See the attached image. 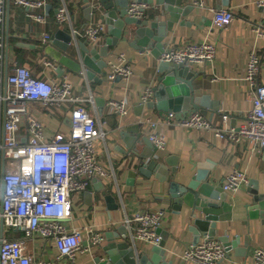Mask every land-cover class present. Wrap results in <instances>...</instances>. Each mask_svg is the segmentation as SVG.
<instances>
[{"label":"built area","instance_id":"2783aa9c","mask_svg":"<svg viewBox=\"0 0 264 264\" xmlns=\"http://www.w3.org/2000/svg\"><path fill=\"white\" fill-rule=\"evenodd\" d=\"M9 1L24 10V16L30 22L42 27L39 44H51L52 32L47 29L50 21L44 12L47 0ZM91 2L93 8L99 4V0ZM5 4L6 0H0V220L4 226L3 235H0V264H51V256L44 258L50 252L46 247L39 249L40 256L28 253L25 241L36 239L46 245L53 243L56 262H75L76 258L90 253L105 241L102 231L91 225L85 226L87 245L84 246L82 230L73 227L71 222L78 194L85 191L94 179L109 174L96 150L97 141H105L107 133L100 115L91 108L95 103L94 95L77 93L67 76L52 78L48 73L58 69V63L42 53H39V74L30 66L8 57L9 71L4 85ZM257 6L264 9V0H258ZM150 7L147 3L132 0L127 13L132 17L147 18ZM234 18L232 10L220 8L213 13L212 25L222 29ZM55 21L58 25L70 27L74 37L79 35L91 47L100 46L105 39V22L90 21L78 29L64 0L56 9ZM117 57V63L109 62L106 74L109 82L116 77L128 80L132 73L126 54L120 53ZM215 57L214 44L191 40L181 46L168 43L160 60L194 67L198 63L213 61ZM259 71L260 56L252 51L244 75V80L252 88V106L238 128L229 126L230 115L226 113L219 123L200 112H192L183 120L170 114L166 118H142L140 124L161 152L166 146V137L159 121L185 129L213 131L220 139L232 143L246 141L255 149L264 150V83L256 84ZM151 94V86H147L141 101H148ZM107 106L117 115L119 126L128 114V103L124 99L111 98L107 100ZM55 113L67 115L70 121L67 130L52 129ZM43 117L49 121L45 123ZM245 183H248L246 174L234 169L224 175L221 186L224 192L233 193ZM165 215L164 208H157L141 210L127 218L130 238L159 244L161 236L157 228ZM12 231L23 235L13 236ZM226 253L216 237L205 235L196 244L186 246L182 259L193 264H220ZM252 258L256 264H264V246L256 247Z\"/></svg>","mask_w":264,"mask_h":264},{"label":"crops","instance_id":"0c3cea01","mask_svg":"<svg viewBox=\"0 0 264 264\" xmlns=\"http://www.w3.org/2000/svg\"><path fill=\"white\" fill-rule=\"evenodd\" d=\"M62 0H47V5L44 7V12L47 15L50 23L47 27L49 31L54 33L57 28L62 29L65 26L58 25L55 21L56 9ZM74 18V25L81 29L85 24L90 21L101 20L98 15H92L87 18L85 8L86 3L84 0H64ZM197 4V16H189L187 19L193 20L196 23H206L211 21L210 26H195L191 27L180 26L175 24L174 32H171L166 39L176 37L174 42L175 46H181L184 43L195 40L199 42L207 41L215 45L216 57L212 61V65H208L207 61L198 63L194 66L195 69L201 71V74L195 80L197 87L196 95H209L210 103L218 101L220 103L219 110H209V116L213 122L219 123L224 113L230 115L229 126H231V119H236V127L241 124L245 118V114L252 106L251 91L252 88L244 80L246 65L249 54L256 51L260 56V71L256 78V84L264 83V9L257 6L258 0H190ZM197 2H202L203 5ZM155 8L148 10L147 18H152L156 10V5L152 4ZM220 8H227L232 10L235 15L234 20L222 29L214 28L212 25L213 13ZM24 10L16 7L7 0L5 4V17L7 14L10 19V37H9V57L15 59L14 47L19 46L24 49L23 54L19 57L23 64L30 66L34 71L39 74L41 67L39 66V53L35 52L30 46L23 44H35L37 36H39L42 27L30 22L24 16ZM160 19L164 17L160 16ZM206 20V21H204ZM107 25L105 36H107ZM82 40H85L82 38ZM105 40V39H104ZM102 41V44L104 43ZM21 43V44H19ZM167 43H172L168 40ZM6 44V41H5ZM37 44V43H36ZM35 49V48H34ZM120 53L126 54L128 59H132L131 68L132 73L128 80L120 83L109 82L106 80V74L109 68L103 70L104 83L98 85L93 81H89L83 74L71 71L65 66V70L61 71L57 64L58 69L52 70L48 73L52 78H59L67 76L74 85L77 93L88 95L91 93L94 97L103 96L106 99L103 114L98 113V106L96 102L91 105V108L97 111L100 117H106L110 114V109L107 106V100L111 98L124 99L129 105V111L124 117L117 129H124L130 132H137L143 130L145 135H148L144 127H140L142 118L154 117L160 118L158 115L152 114L151 111L144 110L142 115L138 116L135 113L134 106L141 101V95L147 86H153L155 80L152 75L148 74V70L152 68L154 74L158 66L159 59H155L150 53L140 54L134 51L126 42H121L115 50L117 56ZM116 55L110 56L108 63H117L118 57ZM18 62V60H16ZM153 80V81H152ZM189 115V114H188ZM44 121H49L47 117H43ZM52 119V125L56 122ZM69 126L70 121L67 115L60 116L57 125ZM103 128L107 135L105 141L100 140L96 143V150L104 166L108 169L109 174L104 177L94 179L89 184L87 191H91L93 198L100 199L95 207L87 205L85 201H90V197L85 199V191L78 194L77 206L78 212L74 214V220L71 222L73 227L82 230L83 242L86 241L85 226H92L100 230L105 235V241L101 245H106V233L121 226L126 225L127 218H131L135 213L145 209L164 208L166 215L162 227L171 233L168 239L167 248H169V257L173 258L174 262H182V264H193L182 259L183 250L189 244L193 243V235L187 230L188 219L186 210L181 214H175L166 208V202H162L161 196L165 193V185L159 183L154 177L145 179L141 175L137 176L136 183L133 187L126 184L127 170L122 169L125 162L124 154H122L117 147L123 148L124 142L113 131V127L106 120H102ZM118 122V120H116ZM160 129L164 132L166 137V146L161 152L164 155L181 154L183 158L189 156V152L195 148L196 152L192 159L205 161L210 159L216 162L213 169L212 179L216 185L222 183L224 175L231 170H239L246 174L248 183L250 179H262L261 183L264 184V150L255 149L246 141L240 143H232L225 139H220L215 136L213 131H196L193 129H185L174 124H167L165 121H159ZM54 126V125H53ZM52 126V129H55ZM61 126V127H62ZM113 139L116 143H113ZM141 149V148H140ZM248 183L243 184L240 188L228 194V201L241 206L250 201V194L247 192L249 187ZM107 194H113L116 202L120 203V207L116 210H109L103 197ZM94 201V199H93ZM96 204V203H95ZM239 204V205H238ZM245 219L244 211L241 212L233 210V220L231 222H219L218 233L223 229L233 227L236 228L231 235L236 232L244 235L247 227L242 225ZM128 228V227H127ZM220 229V230H219ZM251 230L253 240L251 244V252L249 256L250 264H256L252 258L254 249L258 246H264V225L260 221H251ZM202 236L200 240L203 238ZM28 253L39 255V246L37 241H25ZM141 253L146 252L151 255V248L154 244L139 240L138 241ZM243 246V241L240 247ZM51 255L52 262H56L55 247L52 243V250L44 255L45 259ZM89 254V253H88ZM86 254L85 256H87ZM231 258L241 264V258H235L234 252H230ZM84 256H79L75 261L81 263ZM58 262V261H57ZM62 262V261H61ZM222 264H230V261L225 258Z\"/></svg>","mask_w":264,"mask_h":264},{"label":"water","instance_id":"95a60500","mask_svg":"<svg viewBox=\"0 0 264 264\" xmlns=\"http://www.w3.org/2000/svg\"><path fill=\"white\" fill-rule=\"evenodd\" d=\"M132 0H99L97 7H92L91 0H84L86 3L85 12L87 18L98 15L101 21L107 25V36L104 43L98 47H91L87 41L77 35L73 36L70 27L57 28L52 34V42L43 46L40 44H23L42 51L58 63L61 71L65 67L71 71L83 74L89 81L98 85L104 83L103 70L109 68L107 59L114 56L115 50L121 42H126L128 47L140 54L150 53L155 59H159L155 73L150 68L148 74L152 75L155 84L151 87V97L148 101H140L134 106L135 113L140 116L144 110L151 111L153 116L168 117L170 114L178 120H183L189 113L200 112L204 115L209 110L218 111L220 103H210L209 95H196L195 80L201 74L192 66L170 63L160 60L168 40L175 42L176 37L166 39L171 32H174L175 24L185 27L210 26L211 21L196 23L187 19L189 16H197V4L190 0H135L150 5L149 10H156L152 18H136L128 15L127 8ZM222 2H227L226 0ZM9 5V0H7ZM148 12V11H147ZM160 16L164 19H160ZM5 69L4 85L8 74L10 19L5 17ZM21 44V43H19ZM132 59H129L130 64ZM212 65V61H207ZM65 66V67H64ZM153 81V80H152ZM115 83L122 82L121 77H116ZM98 106V113L103 114L106 99L103 96L94 97ZM151 116V115H150ZM117 115L111 111L102 120H106L113 127V131L124 142V147H117L124 154L125 162L122 169L127 170L126 184L133 187L137 176L145 179L154 177L159 183L165 185V193L159 200L166 202V208L175 214H181L186 210L188 226L187 230L193 235V244H196L202 236L216 237L226 249V258L230 264H239L231 258L230 252H234L235 258H241V264H250L249 256L253 234L251 221H260L264 225V184L262 179H250L247 192L250 194V201L243 205L235 206L228 201V194L224 192L220 184L216 185L212 179L215 161L192 159L195 148L189 152L187 158L181 154H161V151L151 142L143 130L130 132L124 129H117ZM231 126H236V119H231ZM142 128L140 124L139 128ZM238 128V127H236ZM116 143V140H112ZM141 148V149H140ZM85 199L90 197L87 205L95 207L100 199L93 198L91 191H85ZM94 199V201H93ZM109 210H116L120 203L116 202L113 194L103 197ZM96 203V204H95ZM244 211L245 219L242 225L247 227L244 235L235 233L229 235L236 228H226L218 233L219 222H231L233 210ZM3 220H0V235H3ZM220 230V229H219ZM157 232L161 236L159 244L153 245L151 255L141 253L137 240H132L126 225H121L106 233L107 244L94 248L81 263L71 261L52 262L51 264H182L174 262L169 257L167 248L168 239L171 233L158 227ZM243 241V246L240 244ZM87 245V241L83 242ZM224 261V260H223ZM222 264V261L220 262Z\"/></svg>","mask_w":264,"mask_h":264},{"label":"rangeland","instance_id":"374dc122","mask_svg":"<svg viewBox=\"0 0 264 264\" xmlns=\"http://www.w3.org/2000/svg\"><path fill=\"white\" fill-rule=\"evenodd\" d=\"M39 44V40H38V36H37V39H36V42H35V44ZM53 117H54V122H56V124H53L52 125V122H51V126H53L56 130H67V126H62V124H61V126H60V122H59V125H57V122L60 120V116L57 114V113H55V114H53ZM45 123H46V121H44ZM78 209H79V206H76V203H75V207H74V210H75V213L76 212H78ZM35 241H37V242H39V246L40 247H46V249L48 250V251H50V250H52V245H46V243L44 242V241H42V240H40V239H36ZM52 254H50L49 256H48V258H50V256H51ZM78 258H76V260H77Z\"/></svg>","mask_w":264,"mask_h":264},{"label":"trees","instance_id":"16d2710c","mask_svg":"<svg viewBox=\"0 0 264 264\" xmlns=\"http://www.w3.org/2000/svg\"><path fill=\"white\" fill-rule=\"evenodd\" d=\"M36 53L37 52H40V53H42V51H40V50H38V49H33ZM23 52H24V49L22 48V47H19V46H15L14 47V55H15V59L16 60H18V63H20V64H23V61L22 60H20L19 61V57L23 54ZM43 54V53H42ZM12 235L13 236H22L23 235V233L22 232H15V231H12Z\"/></svg>","mask_w":264,"mask_h":264}]
</instances>
